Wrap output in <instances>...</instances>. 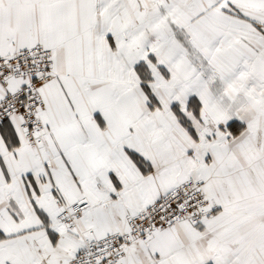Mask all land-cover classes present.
I'll return each mask as SVG.
<instances>
[{"label": "snow or ice", "instance_id": "snow-or-ice-1", "mask_svg": "<svg viewBox=\"0 0 264 264\" xmlns=\"http://www.w3.org/2000/svg\"><path fill=\"white\" fill-rule=\"evenodd\" d=\"M0 264H264V0H0Z\"/></svg>", "mask_w": 264, "mask_h": 264}]
</instances>
